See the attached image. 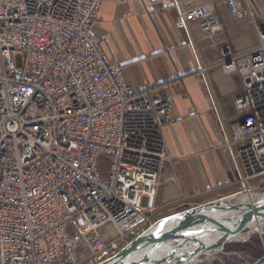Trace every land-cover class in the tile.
<instances>
[{"label":"built area","instance_id":"1","mask_svg":"<svg viewBox=\"0 0 264 264\" xmlns=\"http://www.w3.org/2000/svg\"><path fill=\"white\" fill-rule=\"evenodd\" d=\"M105 1L0 0V264L78 261L71 228L91 263L101 261L151 221L171 160L163 127L172 105L164 87L130 85L93 36ZM224 2L233 17H254ZM174 5L178 28H224L211 4ZM257 32L260 45L243 55L222 47L231 73L241 58L249 69L234 98L245 114L225 142L238 146L243 185L264 176V27Z\"/></svg>","mask_w":264,"mask_h":264},{"label":"crops","instance_id":"2","mask_svg":"<svg viewBox=\"0 0 264 264\" xmlns=\"http://www.w3.org/2000/svg\"><path fill=\"white\" fill-rule=\"evenodd\" d=\"M238 1L254 17H233L224 0H178L186 8L213 5L224 24L220 32H211L202 20L178 28L174 0H108L92 27L130 85L164 87L163 96L171 102V120L163 127L171 160L160 176L156 216L231 195L242 184L238 146L225 142L245 114L234 98L249 69L241 58L231 73L222 47L229 44L243 55L260 45L257 27H264V0Z\"/></svg>","mask_w":264,"mask_h":264},{"label":"water","instance_id":"3","mask_svg":"<svg viewBox=\"0 0 264 264\" xmlns=\"http://www.w3.org/2000/svg\"><path fill=\"white\" fill-rule=\"evenodd\" d=\"M209 203V202H208ZM218 203H216L217 205ZM203 206V205H201ZM198 205H191L195 208ZM229 210L235 213L227 219L226 223L213 217H191L184 214V211L175 212L162 219L180 216L189 219L188 223L181 228L176 235L161 236L160 242L152 243L138 252V254L127 264H159L162 261H173L176 264H192L194 259L202 254L215 251L220 252L227 243L241 241L238 237L242 234L250 236L253 232L263 233L264 228V200L250 201L241 205L240 201L228 205ZM213 221L218 227L208 228L201 234L194 233L192 237L181 238L188 231H191L198 222ZM260 228V231L258 229ZM147 242L146 239L132 240L120 252H125L131 246Z\"/></svg>","mask_w":264,"mask_h":264},{"label":"bare ground","instance_id":"4","mask_svg":"<svg viewBox=\"0 0 264 264\" xmlns=\"http://www.w3.org/2000/svg\"><path fill=\"white\" fill-rule=\"evenodd\" d=\"M242 122V121H241ZM237 125V124H236ZM246 192H242V193H236V194H231L229 196L223 197V198H219L216 200H213L209 203H204L201 205H198V207L195 208H188L187 210H184V214H189V216L191 217H213L216 219H220V221L226 223L227 219H229V217L231 215H234V211L233 210H229L228 209V205L232 204V199L235 197L239 196L240 198L238 199L241 202V205L243 203L246 202H250V201H261L264 200V191L263 192H256L254 189H251L250 187H247V189H245ZM157 195V193H156ZM216 203H218L216 205ZM189 219H185L182 218L180 216H171L169 218H165V219H159L155 224H153L152 226H150L147 230H145L143 233L140 232L134 239V240H139V239H146L147 242L145 243H136V245L131 246L128 250H126L125 252H120L122 250H120L119 252H117L115 255H113L110 258H107L105 261V263H100V264H127L128 262H130L137 254L140 250H142L143 248H145L146 246L151 245L152 243L155 242H160L162 240L161 236L164 235H176L177 233H179V231L181 230V228H183L186 223H188ZM218 227V224H216L213 221H202V222H198V224L191 230L188 231L187 233H185L183 236H180L181 238H186V237H192V235L194 233L196 234H201L204 231H206L208 228H215ZM255 230L258 229L260 231V228H254ZM262 230H264V228H262ZM142 233V234H141ZM247 234H242L238 237L239 240L242 239H246L247 238ZM129 244V243H128ZM222 252V251H220ZM219 253V252H217ZM216 252L213 251H209L206 252L204 254H202L201 256H206V257H212L215 256ZM201 256H199L198 258L194 259L192 264H203L204 259H201ZM173 261H162L159 264H173ZM176 264V263H174ZM257 264H264L263 262H259Z\"/></svg>","mask_w":264,"mask_h":264},{"label":"rangeland","instance_id":"5","mask_svg":"<svg viewBox=\"0 0 264 264\" xmlns=\"http://www.w3.org/2000/svg\"><path fill=\"white\" fill-rule=\"evenodd\" d=\"M247 187L254 189L256 192H263L264 191V176L261 179H256L255 181H249L248 184H246V185L241 184V186H239L236 193L240 194L242 192H246L245 189H247ZM157 193H158V188H157ZM236 193H233V194H236ZM226 196H229V195H226ZM226 196H224V197H226ZM239 196H241V195H239ZM239 196L233 198L231 202L235 203V202L239 201L238 200L240 198ZM220 198H223V196ZM209 202H211V201H209ZM206 203H208V202H206ZM202 204H204V203L194 204V205H202ZM189 207H187L181 211L187 210ZM147 215L150 216L151 221L149 223H146L144 226H142L139 230V233L143 232L144 230H147L150 226L155 224L159 219L166 217V216H164V217L156 216L155 213L152 211L148 212ZM167 216H169V215H167ZM70 231H71L72 237L76 241L79 240L80 247L77 250V255L80 258L78 261H75V262L63 259V260L57 262L56 264H100V263H105V262H107V261H105L107 258L112 257L115 252L116 253L119 252L120 250H122L126 246L125 242L130 243L132 240L136 239L135 238L136 235H129L125 240H121L118 249L111 250L109 252V255L107 256L106 259H102L101 261H94L93 260V262L91 263L92 259L89 256V254L87 253V250L85 248V242L78 236V234L75 232V230H73V228H71ZM115 239H116V236L112 233L109 236L106 243L108 245H110ZM258 239L260 240V243L256 244L255 242ZM246 242H249V244L251 245V248L253 246H256V245L260 246L264 252V230H263L262 234L258 231H255L250 236H247L246 239H242L241 241L231 242L228 246H226L228 244L227 243L225 245V248L222 250V252L216 253L215 256H212L211 258L206 257L204 255L201 256V259H204L203 264H257L259 262H263L264 261V254L261 257H256L253 251L244 249V246L242 244L246 243Z\"/></svg>","mask_w":264,"mask_h":264},{"label":"trees","instance_id":"6","mask_svg":"<svg viewBox=\"0 0 264 264\" xmlns=\"http://www.w3.org/2000/svg\"><path fill=\"white\" fill-rule=\"evenodd\" d=\"M259 239L256 240V242H255L256 244H259L260 243V240ZM229 244L230 243H228L226 246H228ZM242 245L244 246V249L253 251L256 257H261L264 254L263 250L258 245L253 246L252 248H251V245L249 244V242L243 243Z\"/></svg>","mask_w":264,"mask_h":264}]
</instances>
